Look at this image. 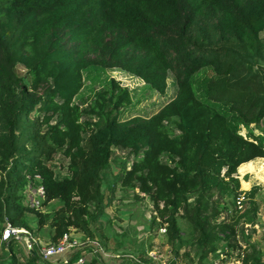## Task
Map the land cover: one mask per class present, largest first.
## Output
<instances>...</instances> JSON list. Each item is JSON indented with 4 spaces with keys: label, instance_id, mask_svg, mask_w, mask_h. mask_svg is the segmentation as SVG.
<instances>
[{
    "label": "trees",
    "instance_id": "obj_1",
    "mask_svg": "<svg viewBox=\"0 0 264 264\" xmlns=\"http://www.w3.org/2000/svg\"><path fill=\"white\" fill-rule=\"evenodd\" d=\"M263 31L264 0H0V231L5 221L28 230L32 214V233L48 225L49 242L72 229L93 237L117 184L146 195L166 242L190 238L199 263L220 241L236 245L258 190L240 189L236 169L264 157L259 135L239 131L264 117ZM90 66L122 69L159 94L171 75L174 92L149 115L121 119L131 95L114 77L74 101ZM113 147L130 159L106 193ZM27 184L41 185L39 205L60 202L49 218L23 202ZM240 194L250 201L242 211ZM14 241H0V264H72L41 259L35 243L17 257ZM141 254L116 264H146ZM82 264L102 263L92 254Z\"/></svg>",
    "mask_w": 264,
    "mask_h": 264
},
{
    "label": "rangeland",
    "instance_id": "obj_2",
    "mask_svg": "<svg viewBox=\"0 0 264 264\" xmlns=\"http://www.w3.org/2000/svg\"><path fill=\"white\" fill-rule=\"evenodd\" d=\"M260 35L264 46V31ZM262 54L264 55V48ZM18 69L24 75L23 77H27L24 69L20 67ZM108 77H114L121 85H126L130 90L131 101L120 109L118 116L121 119L133 115H149L167 101L174 92L171 75H168L164 93L159 94L149 88L140 78L122 69L90 66L82 72V85L74 96V101L81 103L93 90L103 87ZM246 130L257 133L259 139L264 143V117L256 124L251 123L248 127L241 126L239 128L241 133H245ZM113 148L116 158L114 161H110L102 171V188L106 193L113 187L120 159L126 160L127 163L130 159L125 150ZM53 159L49 163L55 170V176H64L66 172L62 157L59 154H54ZM239 165L236 169L239 188L248 189L252 185H256L258 190L252 198L254 203L249 209L254 214V221L251 223L239 220L242 224H240V232L236 234V245L225 246V242L220 241L218 242L219 246L208 252L199 263L195 243L190 238L188 241L180 240L179 243L176 241L173 245L166 242L163 234L164 228L157 225L158 220L154 216L151 202L146 195L136 190L122 189L115 184L110 204L103 209L102 214L96 221L94 220L91 227V231L94 233L93 237L98 241L101 249V252L97 250L94 255L99 258L102 264L125 262L126 259L131 258V255L138 258L140 252L143 257L149 258L146 264H253L252 259L243 260L244 254L250 252L255 253L257 258L264 263V157L253 158ZM25 188L23 202L28 204V195L31 196L35 193L28 184ZM59 204L60 202L54 199L47 204L39 205L38 209L43 212L46 218H49ZM249 206L248 198L245 202L240 203L239 210L242 211ZM222 216L223 212H220L218 219ZM27 217L30 225L28 231L33 240L23 236L15 239L13 251L17 257H21L28 250L33 249L35 247L33 243L36 240L43 243L50 241L49 226L43 225L36 234H33L31 231L34 224L33 215L28 214ZM177 222L183 234L182 239H185L188 235V227L181 217L177 218ZM71 231L76 232L73 229ZM5 254L6 249L0 245V257ZM54 257L55 255L52 256V258Z\"/></svg>",
    "mask_w": 264,
    "mask_h": 264
},
{
    "label": "built area",
    "instance_id": "obj_3",
    "mask_svg": "<svg viewBox=\"0 0 264 264\" xmlns=\"http://www.w3.org/2000/svg\"><path fill=\"white\" fill-rule=\"evenodd\" d=\"M34 195L29 196V205L37 206L42 198L43 189L41 185L32 187ZM242 194L236 200L237 206H240L239 200ZM68 231L63 232L55 241L43 243L39 240L35 241L37 254L41 259H58L63 262H68L72 258V264H82L84 260L89 259L92 254L100 250L98 241L94 237L83 235L81 232ZM21 236L32 239V235L24 227L12 225L10 222L5 221L0 231V241H5L10 237L19 239ZM88 247V248H87ZM52 258V256H54Z\"/></svg>",
    "mask_w": 264,
    "mask_h": 264
},
{
    "label": "crops",
    "instance_id": "obj_4",
    "mask_svg": "<svg viewBox=\"0 0 264 264\" xmlns=\"http://www.w3.org/2000/svg\"><path fill=\"white\" fill-rule=\"evenodd\" d=\"M244 163V162H243ZM241 188H243V187H241ZM243 190H245V189H243Z\"/></svg>",
    "mask_w": 264,
    "mask_h": 264
}]
</instances>
